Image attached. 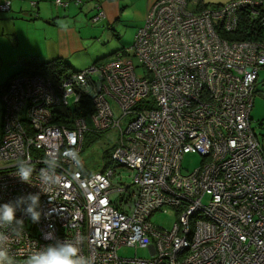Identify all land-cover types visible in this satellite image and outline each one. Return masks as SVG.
Segmentation results:
<instances>
[{
  "label": "built area",
  "instance_id": "built-area-1",
  "mask_svg": "<svg viewBox=\"0 0 264 264\" xmlns=\"http://www.w3.org/2000/svg\"><path fill=\"white\" fill-rule=\"evenodd\" d=\"M191 1L156 0L132 45L110 61L19 74L0 88V204L40 194L38 222L22 209L19 223L0 222V251L13 264L56 241L73 244L84 264H264V154L249 117L264 40L222 36L236 30L242 13L264 35V0L199 10L189 8ZM72 2L92 4L91 22L104 18L101 0ZM10 4L0 0V10ZM71 101L81 115L55 121ZM111 129L119 136L109 165L84 171L85 133ZM186 153H198L202 162L183 173ZM22 163L33 170L29 182L16 175ZM118 166L129 182L116 174ZM44 175L56 182L43 183ZM166 208L177 214L171 229L150 221ZM123 246L145 248L150 256L121 257Z\"/></svg>",
  "mask_w": 264,
  "mask_h": 264
},
{
  "label": "crops",
  "instance_id": "crops-1",
  "mask_svg": "<svg viewBox=\"0 0 264 264\" xmlns=\"http://www.w3.org/2000/svg\"><path fill=\"white\" fill-rule=\"evenodd\" d=\"M63 1H69V5L55 6L54 0H11L9 10L0 12V88L13 76L28 68V62L31 61L59 59L74 70L90 64H73L72 61L75 62V55L84 51L83 42L87 37L83 38L82 32H88L84 21L93 14L92 4L85 2L78 11L72 0ZM155 1L141 0L145 5L138 18L139 27L143 24L148 7ZM229 1L196 0L189 3V8L199 10L203 5L209 7ZM124 3L127 4V0H101L104 18L96 24L102 22L110 27L119 18L120 11L124 8L121 4ZM2 119L3 108L0 100V139Z\"/></svg>",
  "mask_w": 264,
  "mask_h": 264
},
{
  "label": "rangeland",
  "instance_id": "rangeland-1",
  "mask_svg": "<svg viewBox=\"0 0 264 264\" xmlns=\"http://www.w3.org/2000/svg\"><path fill=\"white\" fill-rule=\"evenodd\" d=\"M55 5V4H54ZM81 6L75 8L79 11ZM145 4H142L141 0H127V4H121L124 8L120 11V16L115 20L110 27L106 23H93L90 20V15L85 19L84 23L88 26V32H82L84 40V51L75 55V62H88L87 66L82 69L91 66L92 64H100L110 61L113 56L124 50L128 49L133 41L137 30L139 29L138 18L141 15L142 9ZM56 6V5H55ZM145 20V15L143 23ZM87 23V24H86ZM74 60V59H73ZM137 65V61L134 59ZM81 70V69H80ZM144 71L142 68H137L138 74ZM71 105L73 103L71 101ZM114 115L119 118L120 112L115 103H113ZM25 116V112L22 114ZM250 127L253 129L257 140L263 148L264 154V68L258 73V79L256 82L255 92L253 95V105L250 110ZM130 117L126 116L121 121V128L125 129L130 121ZM87 127L91 128L92 121L88 115L85 116ZM119 136V130H106L104 132L94 133L86 132L84 136V144L80 152V161L84 171L93 172L101 170L107 164V158L104 159L103 152L109 149L117 140ZM202 162V157L198 153H186L181 159V168L183 173H188L197 168ZM3 164L0 161V167ZM123 174V180L125 182L130 181L129 172L126 168L118 166L116 174ZM115 174V175H116ZM116 181V178L114 179ZM204 199V201H206ZM177 219L176 211L173 208H166L165 211L158 210L150 216V221L158 227L164 229H171L173 223ZM117 254L125 258L138 257H149L150 254L147 249L141 247H120L117 250Z\"/></svg>",
  "mask_w": 264,
  "mask_h": 264
},
{
  "label": "clouds",
  "instance_id": "clouds-1",
  "mask_svg": "<svg viewBox=\"0 0 264 264\" xmlns=\"http://www.w3.org/2000/svg\"><path fill=\"white\" fill-rule=\"evenodd\" d=\"M65 156H71L75 159V154L65 152ZM48 163V167L51 165ZM32 169L26 164H21L16 171V175L22 182H29L31 179ZM55 179L48 175L43 176V183H55ZM49 193V202L55 199L53 193ZM40 194H29L27 197H19L15 203L7 202L0 204V222L12 223L16 221V213L23 210L28 214L33 222H38L41 217L39 210ZM26 205V207H25ZM19 223V221H16ZM7 239V237H2ZM45 239H52V233H46ZM78 249L71 243L56 241L40 247L38 250L29 255L25 264H84L83 260L77 255ZM0 264H13L11 258L4 251H0Z\"/></svg>",
  "mask_w": 264,
  "mask_h": 264
},
{
  "label": "trees",
  "instance_id": "trees-1",
  "mask_svg": "<svg viewBox=\"0 0 264 264\" xmlns=\"http://www.w3.org/2000/svg\"><path fill=\"white\" fill-rule=\"evenodd\" d=\"M69 5V4H68ZM67 5V6H68ZM76 6H81L83 4H75ZM65 6V7H67ZM63 7V6H62ZM207 7L206 5H203L201 8ZM93 11V14L90 15L93 16L95 14V10L91 8ZM8 11V10H7ZM0 12H5L1 11ZM222 36L227 40H264V35L262 33V30L260 29L258 22L256 20H252L246 13H242L239 15V21L237 28L234 32L222 34ZM32 59H30L31 61ZM30 65H28V68H25L23 71H21L19 74H27L30 72H36V73H42V74H48L50 72L54 71H78L71 68L69 64H67L64 61H61L59 59L51 60V61H37V62H28ZM18 74V75H19ZM7 84V83H6ZM5 85V84H4ZM3 85V86H4ZM256 87V84H255ZM255 92V89H254ZM85 105L88 106V101H85ZM81 108L77 104L74 106H69L66 109L59 110V112L56 113L54 116V120L62 123L67 124L70 122V118H73L76 115H81ZM69 118V119H68ZM113 146H111L109 149L104 150L103 157L104 159L107 158V164L102 168L104 169L109 165L108 156L110 153V150ZM262 147V146H261ZM263 150V148H262Z\"/></svg>",
  "mask_w": 264,
  "mask_h": 264
}]
</instances>
